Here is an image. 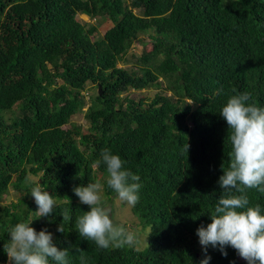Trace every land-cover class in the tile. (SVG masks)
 I'll return each instance as SVG.
<instances>
[{"label": "trees", "instance_id": "obj_1", "mask_svg": "<svg viewBox=\"0 0 264 264\" xmlns=\"http://www.w3.org/2000/svg\"><path fill=\"white\" fill-rule=\"evenodd\" d=\"M103 20L112 26L100 35ZM144 34L150 51L138 69L124 67ZM89 83L96 92L84 132L71 120L86 106ZM164 83L169 96H125ZM243 92L264 107V0H0V264H10L3 245L20 221L47 229L68 249V264L81 256L87 264H200L196 230L211 222L232 150L219 114ZM105 148L140 177L135 206L107 186L106 166L97 163ZM96 182L104 207L129 208L149 228L144 245L101 249L79 235L76 219L90 207L73 188ZM36 184L56 202L48 217L35 213ZM11 190L15 201L1 205ZM246 195L264 214V193ZM225 251L209 246V264H247Z\"/></svg>", "mask_w": 264, "mask_h": 264}, {"label": "clouds", "instance_id": "obj_2", "mask_svg": "<svg viewBox=\"0 0 264 264\" xmlns=\"http://www.w3.org/2000/svg\"><path fill=\"white\" fill-rule=\"evenodd\" d=\"M250 101L248 92L231 95L219 114L230 130L228 139L232 150L227 169L221 166L223 174L218 184L222 194L214 211L209 214L211 222L196 230L204 253L200 264H209V246L219 249L225 257V248L230 246L247 264H264V214L259 204L249 206L246 195V189L252 188L264 193V107ZM101 161L108 174L107 186L120 201L135 206L139 202L140 177L125 169V162L108 148L101 151L97 163ZM101 191L99 182L73 188L80 202L90 207L76 219L79 235L94 241L101 249L134 247L138 242L137 235L114 223L102 203ZM30 194L38 207L35 212L38 217H48L53 213L56 202L40 184L32 187ZM61 216L63 220L71 219L68 210ZM30 224L20 221L10 225V240L3 245L10 264H50V261L68 264V249H58L47 229L37 232ZM57 230L64 231L61 225ZM80 262L87 264L83 256Z\"/></svg>", "mask_w": 264, "mask_h": 264}, {"label": "rangeland", "instance_id": "obj_3", "mask_svg": "<svg viewBox=\"0 0 264 264\" xmlns=\"http://www.w3.org/2000/svg\"><path fill=\"white\" fill-rule=\"evenodd\" d=\"M79 19L82 21V23H95L94 20H90L88 16L86 15H80ZM112 26V24L110 23V21L108 20H103L101 22V25L99 26V33L100 35H104L105 32L110 29ZM142 40L144 42V44L142 43H135L132 47V49L129 51V53L126 56V60L128 62L122 63V65L124 67H128L131 69H138L139 65L137 63V58L143 53V52H149L151 49V40L149 38L148 35L144 34L142 36ZM165 86L166 84L164 83L163 85V90L161 89H155V88H150V89H146L143 91H134V90H130L127 91L125 93V96H128V98L133 99L135 101H139L141 98L145 99V100H150L152 98H154V96L157 93H164L165 95L169 96L170 93L167 92L165 90ZM96 89L92 84H87L86 86V91L83 93L85 96V101H86V106L83 109V111L81 113H79L78 115L74 116L71 120V123L73 124H78L81 125L83 127V131L86 132L87 131V127H88V120L84 117V114L86 113V111L88 109H90L92 107V96L95 95ZM18 113V110L16 109L15 114ZM10 117H12V115H10ZM9 117V118H10ZM71 125H68L66 127H70ZM11 201H15V197H14V192L13 190L10 191L9 195L7 197H5L2 201H1V205H7L9 204ZM122 203V201L120 202ZM118 204L115 203V206H113L112 204H107L106 205V209L109 211L110 214V218L114 221V223L124 226L127 230L134 232L137 235V239L139 241V243L142 245H144L146 243V239H147V235L149 234V228H147L146 230H143L142 227L138 224L137 219L134 217V215L132 214L131 209L129 208H121L120 211L118 210ZM115 209V210H114ZM116 209H117V219L114 220V218L112 217V213L116 214ZM246 263L247 261L244 260Z\"/></svg>", "mask_w": 264, "mask_h": 264}, {"label": "water", "instance_id": "obj_4", "mask_svg": "<svg viewBox=\"0 0 264 264\" xmlns=\"http://www.w3.org/2000/svg\"><path fill=\"white\" fill-rule=\"evenodd\" d=\"M99 92H100V95L102 94V91H101V86L99 85Z\"/></svg>", "mask_w": 264, "mask_h": 264}]
</instances>
